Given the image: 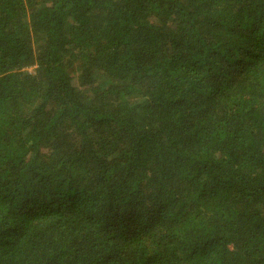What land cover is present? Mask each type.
<instances>
[{"label":"trees","instance_id":"trees-1","mask_svg":"<svg viewBox=\"0 0 264 264\" xmlns=\"http://www.w3.org/2000/svg\"><path fill=\"white\" fill-rule=\"evenodd\" d=\"M0 264H264V0H0Z\"/></svg>","mask_w":264,"mask_h":264}]
</instances>
